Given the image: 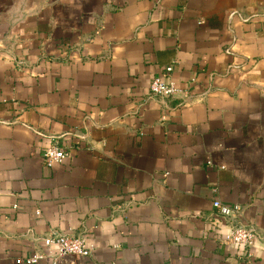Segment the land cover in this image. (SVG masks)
<instances>
[{
	"label": "crops",
	"instance_id": "0c3cea01",
	"mask_svg": "<svg viewBox=\"0 0 264 264\" xmlns=\"http://www.w3.org/2000/svg\"><path fill=\"white\" fill-rule=\"evenodd\" d=\"M49 232L94 246L59 264H264V0H0V264Z\"/></svg>",
	"mask_w": 264,
	"mask_h": 264
},
{
	"label": "built area",
	"instance_id": "2783aa9c",
	"mask_svg": "<svg viewBox=\"0 0 264 264\" xmlns=\"http://www.w3.org/2000/svg\"><path fill=\"white\" fill-rule=\"evenodd\" d=\"M170 71L171 67L165 68V73ZM178 93H186V90L177 89L172 82L164 80L162 75L154 77L149 85V95L164 101L171 100ZM67 157V151L55 139H52L41 152L42 162L47 167L62 163ZM212 207L215 211V218L225 222L228 227L222 240L227 244L240 246L242 257L250 260V248L257 236L255 230L250 226L233 225L231 223V219L239 213L240 207L237 205L226 206L217 200L213 201ZM41 242L44 251L50 257L48 264H58V260L65 256L87 258L94 251V246L89 244L82 235L75 236L69 233L49 232L42 238ZM46 254H34L26 260V263L35 264L38 260L43 259Z\"/></svg>",
	"mask_w": 264,
	"mask_h": 264
},
{
	"label": "water",
	"instance_id": "95a60500",
	"mask_svg": "<svg viewBox=\"0 0 264 264\" xmlns=\"http://www.w3.org/2000/svg\"><path fill=\"white\" fill-rule=\"evenodd\" d=\"M63 258H76V257H74V256H65V257H62V258H60V259L58 260V264L60 263V260L63 259Z\"/></svg>",
	"mask_w": 264,
	"mask_h": 264
}]
</instances>
